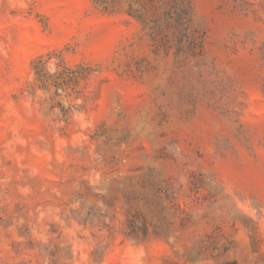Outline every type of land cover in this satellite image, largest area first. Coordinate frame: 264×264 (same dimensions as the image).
<instances>
[{
  "label": "rangeland",
  "instance_id": "obj_1",
  "mask_svg": "<svg viewBox=\"0 0 264 264\" xmlns=\"http://www.w3.org/2000/svg\"><path fill=\"white\" fill-rule=\"evenodd\" d=\"M0 264H264V0H0Z\"/></svg>",
  "mask_w": 264,
  "mask_h": 264
}]
</instances>
